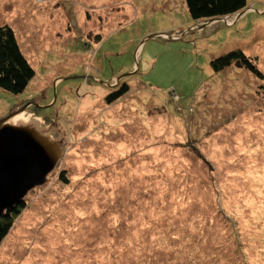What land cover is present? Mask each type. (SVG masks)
<instances>
[{
    "label": "rangeland",
    "instance_id": "rangeland-1",
    "mask_svg": "<svg viewBox=\"0 0 264 264\" xmlns=\"http://www.w3.org/2000/svg\"><path fill=\"white\" fill-rule=\"evenodd\" d=\"M3 24L34 76L0 120L59 157L0 264H264V80L210 66L240 49L264 74V0L198 22L185 0H0Z\"/></svg>",
    "mask_w": 264,
    "mask_h": 264
},
{
    "label": "trees",
    "instance_id": "trees-1",
    "mask_svg": "<svg viewBox=\"0 0 264 264\" xmlns=\"http://www.w3.org/2000/svg\"><path fill=\"white\" fill-rule=\"evenodd\" d=\"M185 4L190 17L198 22L242 12L246 8L247 0H185ZM231 64L244 68L256 78L264 80V74L256 67L254 61L240 49L231 50L210 60L214 71H220ZM33 76L34 70L21 51L13 29L8 24L0 25V89L12 94L21 93ZM127 91L128 85L123 83L105 99L111 102ZM58 178L63 183H68L63 170L59 172ZM25 206V200H22L0 216V243L11 229L13 219Z\"/></svg>",
    "mask_w": 264,
    "mask_h": 264
},
{
    "label": "water",
    "instance_id": "water-1",
    "mask_svg": "<svg viewBox=\"0 0 264 264\" xmlns=\"http://www.w3.org/2000/svg\"><path fill=\"white\" fill-rule=\"evenodd\" d=\"M213 18L210 20H219ZM0 120V216L46 180L59 157L58 145L27 126Z\"/></svg>",
    "mask_w": 264,
    "mask_h": 264
},
{
    "label": "bare ground",
    "instance_id": "bare-ground-1",
    "mask_svg": "<svg viewBox=\"0 0 264 264\" xmlns=\"http://www.w3.org/2000/svg\"><path fill=\"white\" fill-rule=\"evenodd\" d=\"M14 115H11V116H9V117H7L6 119H4L3 121H2V124H8L7 123V120L10 118V124L9 125H12V124H19V126H23V124L27 121V118H25V115L24 114H19V115H17V116H15V117H13ZM13 117V118H12ZM1 124V123H0ZM20 124H22V125H20ZM16 125H14V126H16ZM25 126V125H24ZM33 126V125H32Z\"/></svg>",
    "mask_w": 264,
    "mask_h": 264
}]
</instances>
